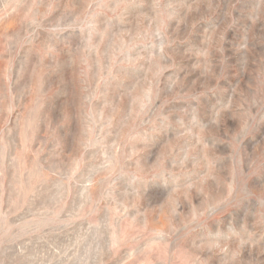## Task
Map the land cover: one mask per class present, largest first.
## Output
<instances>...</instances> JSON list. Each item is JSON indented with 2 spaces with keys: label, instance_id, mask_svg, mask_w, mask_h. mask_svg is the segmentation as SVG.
<instances>
[{
  "label": "rangeland",
  "instance_id": "1",
  "mask_svg": "<svg viewBox=\"0 0 264 264\" xmlns=\"http://www.w3.org/2000/svg\"><path fill=\"white\" fill-rule=\"evenodd\" d=\"M0 264H264V0H0Z\"/></svg>",
  "mask_w": 264,
  "mask_h": 264
}]
</instances>
